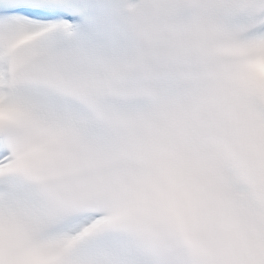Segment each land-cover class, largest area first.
<instances>
[{"label":"snow or ice","instance_id":"6c2138e0","mask_svg":"<svg viewBox=\"0 0 264 264\" xmlns=\"http://www.w3.org/2000/svg\"><path fill=\"white\" fill-rule=\"evenodd\" d=\"M0 264H264V0H0Z\"/></svg>","mask_w":264,"mask_h":264}]
</instances>
